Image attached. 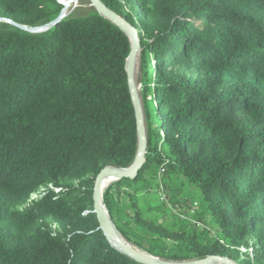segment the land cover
I'll return each mask as SVG.
<instances>
[{"label":"trees","instance_id":"16d2710c","mask_svg":"<svg viewBox=\"0 0 264 264\" xmlns=\"http://www.w3.org/2000/svg\"><path fill=\"white\" fill-rule=\"evenodd\" d=\"M102 2L138 29L147 137L135 179L104 193L112 221L166 261L264 264V0ZM63 9L57 0H0V264H142L108 241L92 198L100 171L129 167L138 149L131 41L96 10L56 21ZM161 168L200 189L208 215L195 217L214 232L186 220L170 229L142 211L137 195L153 188L144 175L158 186ZM59 180L80 185L60 195L48 188L18 214ZM122 194L132 218L120 212ZM251 246L253 259L240 250Z\"/></svg>","mask_w":264,"mask_h":264},{"label":"water","instance_id":"95a60500","mask_svg":"<svg viewBox=\"0 0 264 264\" xmlns=\"http://www.w3.org/2000/svg\"><path fill=\"white\" fill-rule=\"evenodd\" d=\"M90 1L92 6L100 15L104 16L105 18L109 19L111 22L119 26L130 38L131 50L127 58L126 71L128 76L130 94L136 113L138 132V149L133 163L127 168L107 166L100 171V173L95 179L92 196L94 206L93 212L96 214L100 228L102 229L104 235L107 237L108 241L114 247H116L123 254L131 257L135 261L142 264H240L231 258L221 255H208L204 258L181 262L163 260L157 256L148 253L147 251L141 250L138 246L128 241L120 233V231L117 229L114 222L112 221L103 199L105 191L110 185L121 179H135V177L138 175L139 171L142 169L146 162L147 137L142 111L141 95L139 91L141 90V84L138 85L135 78V68L138 56L139 67L141 66L142 48L140 38L138 36V29L136 27L131 25L122 16L115 13L106 5H104L102 0ZM58 2L63 4L64 9L62 10L60 16L56 21L62 19L65 16L69 7V5L63 0H58ZM56 21L46 26L30 30L32 32L44 31ZM18 26L27 29L25 26ZM109 179H111V182L107 184Z\"/></svg>","mask_w":264,"mask_h":264},{"label":"rangeland","instance_id":"374dc122","mask_svg":"<svg viewBox=\"0 0 264 264\" xmlns=\"http://www.w3.org/2000/svg\"><path fill=\"white\" fill-rule=\"evenodd\" d=\"M70 1L71 2L69 4L67 3L69 7L65 15L71 14L73 16H83L95 10L90 0H70ZM177 71L188 74V75L195 74V72H202L200 70L195 71L193 69L192 70L185 69V67H179L177 68ZM135 78H136L137 84L139 85L140 84V68ZM157 173H158L159 182L163 183L164 189L169 191L168 193L173 203L179 204V205L183 204L184 205L183 207L184 208L186 207V209L196 207L199 210L198 216L202 215L201 216L202 218L207 217L208 215L207 211L201 212L203 210L204 203L202 201L200 189L198 187L193 186L189 183H186L185 181H183L181 177H176V176L172 177L168 175L164 176V172L160 173V171H157ZM144 176L153 181V188L149 190L148 192L137 195L139 206L142 209V211L146 215H148L149 217L157 221L158 223H161L162 225L170 229H179L180 227L184 225L185 226L187 225V227L191 226L189 222H181L180 219L174 216L172 212L169 213L165 209L164 205L159 202L161 191L159 187L160 184H158L157 186V182L155 181L156 177L150 178V175L148 174ZM58 183H59L58 186H55L54 184H50V183L40 186L36 191H34L31 194V197L29 200H27L24 204L18 207L17 209V211L19 212L18 214H20V212L26 206H29L33 200L40 199L48 188L52 189L56 194L60 195L63 193L64 190H67V189L70 191L76 192V186L80 185L79 182H77L76 180H59ZM123 198H126L124 194H122L121 196L122 208H120V212L124 214V216L126 215L128 219L132 218L133 210L127 202L123 203L124 202ZM128 219H126L127 222H128ZM45 222L54 231L58 232L61 230V225L58 222H56L54 219L48 218L45 220ZM208 223H209L208 226H211L214 229L216 228L215 224H213L211 221H208ZM205 232L206 234L208 233L207 231ZM251 240L252 242H257L256 235H253Z\"/></svg>","mask_w":264,"mask_h":264},{"label":"built area","instance_id":"2783aa9c","mask_svg":"<svg viewBox=\"0 0 264 264\" xmlns=\"http://www.w3.org/2000/svg\"><path fill=\"white\" fill-rule=\"evenodd\" d=\"M164 169L161 168L160 169V173H163ZM160 191H161V196L159 197L160 203L164 204L165 207L172 212L175 216H177L180 220H187L189 222H191L192 224H195L197 226H202L207 228L209 231L214 232V228H212L211 226H208V224H205L203 221L201 220H197L195 218V215L198 211V209L196 207H192V208H184L183 204H175L171 201L170 199V195L167 192L166 189H164V185L163 183H160ZM240 250L242 251V253H248L249 257L253 259V247H242L240 248Z\"/></svg>","mask_w":264,"mask_h":264},{"label":"bare ground","instance_id":"6f19581e","mask_svg":"<svg viewBox=\"0 0 264 264\" xmlns=\"http://www.w3.org/2000/svg\"><path fill=\"white\" fill-rule=\"evenodd\" d=\"M66 3H70L71 1L70 0H64ZM139 56H138V59H137V63H136V68H135V77L137 76L138 74V71H139ZM111 182V179L108 180L107 184Z\"/></svg>","mask_w":264,"mask_h":264}]
</instances>
